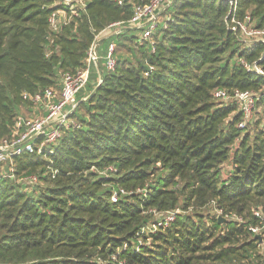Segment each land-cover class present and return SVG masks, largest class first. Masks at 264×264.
<instances>
[{
	"label": "trees",
	"instance_id": "16d2710c",
	"mask_svg": "<svg viewBox=\"0 0 264 264\" xmlns=\"http://www.w3.org/2000/svg\"><path fill=\"white\" fill-rule=\"evenodd\" d=\"M146 2L85 0L49 45L56 0H0V141L27 106L23 93L55 87L60 73L84 66L98 32L123 25L100 41L101 55L115 44V67L100 60L99 71L91 68L72 115L79 128L64 131L48 159L13 161L20 176L45 174L50 160L57 174L40 176L49 185L28 191L0 180V264H242L264 254L247 230L259 221L252 209L264 214V124L243 132L236 104L212 97L216 89L253 92L264 112V74L239 62L264 72V46L242 45L227 29L225 0H172L165 27L138 44L140 30L127 21ZM237 14L264 28V0H238ZM119 188L126 194L112 202ZM209 205L241 222L204 217ZM152 209L180 212L140 235Z\"/></svg>",
	"mask_w": 264,
	"mask_h": 264
},
{
	"label": "built area",
	"instance_id": "2783aa9c",
	"mask_svg": "<svg viewBox=\"0 0 264 264\" xmlns=\"http://www.w3.org/2000/svg\"><path fill=\"white\" fill-rule=\"evenodd\" d=\"M56 1L61 7L51 12L48 16L47 40L49 45L52 44L61 26L67 24L70 18L78 16L85 8V0ZM225 1L230 5L229 13L224 20L227 29L234 33L244 45H252L259 42L264 46V28L255 27L248 14L243 17L238 16V0ZM170 3L171 0H148L146 3L136 4L133 7L132 15L127 21V24L130 28L140 30L137 40L138 44L150 40L152 34L160 24L162 28L165 27V23L160 21V18L166 13V9ZM164 19L168 21L169 17L166 16ZM122 26V23L116 22L98 32L87 48L84 66L72 72L65 71L60 73L58 83L55 87H47L33 93L22 94V99L31 108V113L29 115H17L11 127L10 136L0 141V159L6 161L5 170L0 172V180L7 178L18 184H22L23 182L35 183L37 181L35 175H29L24 178H19V176L15 175L14 159L20 157L22 154L36 155L48 159L52 155L54 147L61 140L64 131L79 128V123L72 115L78 104L77 94L87 85L91 68L98 69L100 60L103 61L107 71H112L115 67V44L110 42L105 49L104 55H101L99 53L100 37L110 28L116 29L111 35L118 34ZM150 47L151 52H153V42H150ZM49 53L47 51L46 55H49ZM239 62L247 70H254L258 74H264L255 63L249 64L242 59ZM212 97L223 103L232 101L236 104L237 110L241 115V120L236 125L239 129H243L250 120L256 108V101L259 98L253 92L238 90L229 92L226 89L214 90ZM48 162L49 165H47V168L51 176L54 177L58 171L52 166L50 160ZM108 170L114 171L112 168H108ZM125 194V191L119 188L111 193L110 200L115 202L119 196ZM177 211L158 212L154 209L149 210L148 212L152 213L155 219L152 223H149L150 225L147 224L139 234L142 235L144 231H147L148 234L154 233L158 229H164L174 221L175 214L178 213ZM252 214L259 221L256 225H249L247 230L255 239H258L257 247L262 248L264 245V240L262 239L264 236V216H262L260 208L253 209ZM220 215L231 219L230 216L232 213L224 214L220 211V214L216 218L218 219ZM239 222H241V218ZM226 231L225 228L220 229L217 235H223ZM243 263L264 264V254L258 261L250 262L244 260Z\"/></svg>",
	"mask_w": 264,
	"mask_h": 264
},
{
	"label": "rangeland",
	"instance_id": "374dc122",
	"mask_svg": "<svg viewBox=\"0 0 264 264\" xmlns=\"http://www.w3.org/2000/svg\"><path fill=\"white\" fill-rule=\"evenodd\" d=\"M57 4V3H56ZM166 16H168V15H166ZM165 16V17H166ZM160 21H165V19H164V17L162 16V18L160 19ZM254 22L252 21V24H253ZM116 29L115 28H110V29H108L107 30V32H105L104 34H102L101 35V37H100V41H101V39H107L109 36H111V34L115 31ZM138 36H139V33H138ZM137 36V37H138ZM103 43H105V42H103ZM242 45H243V43H242ZM130 47V45L128 44V43H124V45H122V46H118V48H117V53L118 54H121V53H125L126 51H127V48H129ZM97 71H99V66H98V69H97ZM87 89H88V87L86 86L83 90H82V94L84 93V94H86L87 93ZM220 102V101H219ZM22 115H29L30 113H31V108L30 107H28V106H26V107H24L22 110H21V112H20ZM249 123V124H248ZM263 124H264V112L261 110V108L260 107H257V108H255V110L253 111V113H252V115H251V118H250V120L246 123V125L244 126V131L243 132H245V131H248L249 132V134L252 136L253 135V133L255 132V129H256V127L257 128H261L262 126H263ZM235 145H236V143H235ZM6 161H4V160H2V159H0V172H2V171H4L5 170V168H6ZM1 168H3V169H1ZM230 168H231V165L228 163V162H226V163H224L223 164V166H222V174L224 175L228 170H230ZM45 172L46 173H50V171H49V169L47 168V166L45 167ZM39 171H40V169H37L33 174H27V175H20L19 176V178L20 177H26V176H29V175H35L36 176V178H37V181L35 182V183H30V182H23L22 184H21V186L24 188V189H26V190H30V189H34V188H37V187H41V186H45V185H49V183H47V182H45L43 179H40V176H45L46 175V173L45 174H43V175H41V174H39ZM136 193H139V192H141L140 190H137V191H135ZM213 206L212 205H209V207H205V208H202V209H200L199 210V212L204 216V217H213V216H215V217H217L219 214H220V210H218V209H213L212 208ZM252 211V213H253V209L251 210ZM177 212H180L179 210L177 211ZM147 214H148V216H149V220H150V222L149 223H152L153 222V220L155 219V217L152 215V213H149V212H147ZM222 215V214H221ZM220 215V217L222 218V222H224V221H233V222H235V221H237V222H239L240 221V217H238L235 213H232V215L230 216V218L231 219H229V217H222ZM262 216H264V214L262 213ZM148 223V225H150ZM147 234V231H144L143 233H142V235H146ZM140 242H142V239H138Z\"/></svg>",
	"mask_w": 264,
	"mask_h": 264
},
{
	"label": "crops",
	"instance_id": "0c3cea01",
	"mask_svg": "<svg viewBox=\"0 0 264 264\" xmlns=\"http://www.w3.org/2000/svg\"><path fill=\"white\" fill-rule=\"evenodd\" d=\"M172 1V0H171ZM166 16V14H164L163 15V17H165ZM161 19V18H160ZM82 95V91H80L78 94H77V100L79 99V97ZM80 98H82V97H80ZM83 99V98H82Z\"/></svg>",
	"mask_w": 264,
	"mask_h": 264
},
{
	"label": "water",
	"instance_id": "95a60500",
	"mask_svg": "<svg viewBox=\"0 0 264 264\" xmlns=\"http://www.w3.org/2000/svg\"><path fill=\"white\" fill-rule=\"evenodd\" d=\"M218 221H219V223L221 224V222H222V218L219 217V218H218Z\"/></svg>",
	"mask_w": 264,
	"mask_h": 264
}]
</instances>
